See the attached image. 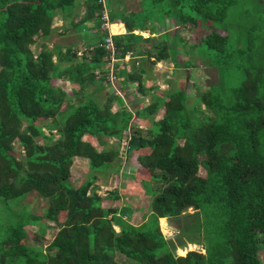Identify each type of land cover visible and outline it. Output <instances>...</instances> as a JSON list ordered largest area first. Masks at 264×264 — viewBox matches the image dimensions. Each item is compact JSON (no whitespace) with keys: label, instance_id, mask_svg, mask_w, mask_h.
<instances>
[{"label":"trees","instance_id":"1","mask_svg":"<svg viewBox=\"0 0 264 264\" xmlns=\"http://www.w3.org/2000/svg\"><path fill=\"white\" fill-rule=\"evenodd\" d=\"M105 10L127 31L99 30ZM57 19L70 22L55 26ZM168 19L208 31L198 43L178 30L161 40L158 26ZM68 26L83 34L96 27L80 57L74 44L48 43ZM180 53L203 56L218 80L204 89L195 83L194 92L174 79L166 90L146 84L159 61L195 65ZM131 83L141 95L133 108L123 98ZM106 89L103 101L98 93ZM136 114L160 118L141 128L132 122ZM124 139L136 154L130 167L140 193L151 199L140 224L128 221L133 206L120 204L118 190L109 206L95 186L100 174L120 179L127 172ZM75 157L89 161L80 185L70 179ZM30 194L44 199L41 211H15ZM160 217L179 223L175 238L162 232ZM47 221L58 227L53 239L44 243L39 232L31 240L26 227L45 231ZM189 243L205 251L179 254ZM261 250L264 0H138L121 8L111 0H0V264H124L118 254L130 264H264Z\"/></svg>","mask_w":264,"mask_h":264},{"label":"rangeland","instance_id":"2","mask_svg":"<svg viewBox=\"0 0 264 264\" xmlns=\"http://www.w3.org/2000/svg\"><path fill=\"white\" fill-rule=\"evenodd\" d=\"M83 1V0H81ZM138 0H111L112 3L118 4L121 7H129L131 4H136ZM85 12V6L82 4L80 6H77L74 8V17L77 19H80ZM70 22L69 19L66 21L63 19H57L55 22V26H67V24ZM174 20L168 19L164 23L160 24L158 26L159 32L157 36L162 40V38L166 41H171L174 33L176 30L179 31L180 36L182 38H185L188 40L190 43H198L202 36H204L207 33V29L204 27V25L200 24L199 26H191L187 25L186 27L184 26H176L178 23H175L174 25ZM114 25H118L117 30H114ZM179 25V24H178ZM108 28L111 33H120L124 32L125 26L122 23H110L102 25L99 30H102L103 28ZM63 28V27H62ZM60 28L58 31V35H54L53 39L48 41V43L51 45V43L55 42H62L63 44H74V50H77V55L78 57L82 56L83 53H87V51L90 49L88 44H86L87 41V35L88 37L94 36L96 34L97 30L96 27L88 32V34H83L81 32L77 33H70L68 30H71V28L68 26L67 30H62ZM178 28V29H177ZM66 31V32H65ZM149 32H144V36H149ZM42 42L43 40L40 39L38 40L37 44L33 45V50L35 53H39L41 48H42ZM191 59L194 62V66L189 67V68H183V69H178L175 64L172 62L171 59H168L166 61L158 62L157 65L154 67V79H150L146 81V84L148 86L152 84H158L162 90H166L169 87V82L168 79H174L175 81H184L185 82V87L187 90L190 92L193 90V92L197 89L195 83L201 84V86L204 88H208V85L210 82H216L218 80L217 77V72L215 68H209L205 65V59L203 56H199L193 53H189L188 55H184L183 53H180V59L184 58ZM56 82L61 85L65 90L71 91L73 84L70 83L69 81L61 80L58 79ZM127 90L130 91H125L123 93L124 95V100L125 104L129 108H133V102L137 100L138 98L140 99V94L136 90V84L131 83L128 85ZM109 91L103 90L102 92L98 93L99 97L105 101L106 97L108 96ZM113 102V106H114ZM160 118L159 115H157L155 118L153 117H147V116H139L135 115L132 122L136 126H139L141 128H149L155 120H158ZM133 125V126H134ZM132 126V128H133ZM132 130H127L126 133L129 134L131 133ZM57 135V132H55ZM85 140H92L93 137L91 138L90 135L85 134L83 136ZM113 142L116 141L114 138L112 140ZM97 143V141H96ZM98 147L102 148L101 145L97 143ZM124 156H125V163L121 167V171L126 170L127 172H122L121 178L118 179L115 175V173H110L109 176L104 177L103 174H100V179L95 182L96 189L98 193L103 197L106 198L107 200L105 201V204L107 203L109 206H115L117 203V199H112L108 198L109 194L115 190H118V193L122 198H120V204L122 203H129L133 206V211L131 213V219L128 220L130 223L134 224H140L144 220L147 219V214L149 213L150 209V203L151 199L148 198L145 194L140 193L141 189L139 187L140 185V179L138 176H136V173L133 174L132 172H136V170H133L130 165H137L136 164V154L135 153H129L127 152V139H124L122 141L121 145V151H120ZM24 153V152H23ZM21 156V152L19 153ZM18 156L20 157V155ZM89 161L85 157H75L74 158V163L72 165V175H71V182L74 184L80 185L83 182H87L89 179ZM129 172V173H128ZM206 170L201 167L200 168V173L205 174ZM132 174V175H130ZM45 201L44 199H41L37 197L35 194H30L26 197H23L19 200V203L17 206H13V209L15 211H21L24 207H26L28 210H32L34 213H39L41 211V208L44 206ZM191 212H193V208L190 209ZM146 215L144 216V214ZM126 217V216H124ZM45 224H47V229L45 231H42L39 226H27L26 229L28 230V236H30V239L36 238V235L40 232L41 237L44 238V243H49L55 233L58 231V227L56 228L53 222L47 221ZM179 228V223L176 221H170L168 217H160V227L162 232L167 236V238H175L178 228ZM117 231H120L119 226H115ZM39 242V241H38ZM201 250L205 251L202 245L196 244V243H189L186 248H180L178 249L179 254H186L188 250ZM260 256L264 259V251H260ZM117 259L121 261L124 264H130L131 262L126 256H123L121 254L117 255Z\"/></svg>","mask_w":264,"mask_h":264},{"label":"built area","instance_id":"3","mask_svg":"<svg viewBox=\"0 0 264 264\" xmlns=\"http://www.w3.org/2000/svg\"><path fill=\"white\" fill-rule=\"evenodd\" d=\"M103 20H104V22H105L106 24H110V23H112V22L109 21V16H108L106 10H105V13H104V16H103ZM106 41H107V46H108V47H111V45H112V40H111V38H106ZM115 59H116V58H115Z\"/></svg>","mask_w":264,"mask_h":264},{"label":"crops","instance_id":"4","mask_svg":"<svg viewBox=\"0 0 264 264\" xmlns=\"http://www.w3.org/2000/svg\"><path fill=\"white\" fill-rule=\"evenodd\" d=\"M120 23V22H119ZM122 23V22H121ZM122 24H124V23H122ZM124 26H125V24H124ZM125 29H126V27H125ZM127 31V29L124 31V32H126ZM124 32H120V33H124ZM136 32H138L137 30H136ZM143 34H144V32H143ZM98 181V180H97Z\"/></svg>","mask_w":264,"mask_h":264}]
</instances>
